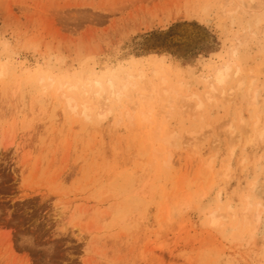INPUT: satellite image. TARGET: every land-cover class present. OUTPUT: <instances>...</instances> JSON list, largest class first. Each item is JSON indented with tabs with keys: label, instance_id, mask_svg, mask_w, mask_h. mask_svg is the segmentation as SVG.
I'll return each instance as SVG.
<instances>
[{
	"label": "rangeland",
	"instance_id": "rangeland-1",
	"mask_svg": "<svg viewBox=\"0 0 264 264\" xmlns=\"http://www.w3.org/2000/svg\"><path fill=\"white\" fill-rule=\"evenodd\" d=\"M0 264H264V0H0Z\"/></svg>",
	"mask_w": 264,
	"mask_h": 264
},
{
	"label": "trees",
	"instance_id": "trees-1",
	"mask_svg": "<svg viewBox=\"0 0 264 264\" xmlns=\"http://www.w3.org/2000/svg\"><path fill=\"white\" fill-rule=\"evenodd\" d=\"M162 35L151 34L144 38L143 42L137 44V56L147 55L157 49L163 47Z\"/></svg>",
	"mask_w": 264,
	"mask_h": 264
},
{
	"label": "bare ground",
	"instance_id": "bare-ground-1",
	"mask_svg": "<svg viewBox=\"0 0 264 264\" xmlns=\"http://www.w3.org/2000/svg\"><path fill=\"white\" fill-rule=\"evenodd\" d=\"M227 68H223V69H219L216 74H215V81L217 83H224L226 78H227ZM114 87V86H113ZM116 92V91H115ZM143 100H145L144 98H142ZM142 100V101H143Z\"/></svg>",
	"mask_w": 264,
	"mask_h": 264
}]
</instances>
